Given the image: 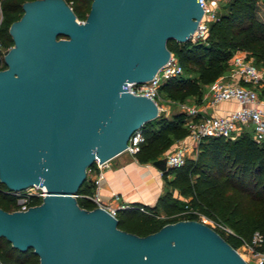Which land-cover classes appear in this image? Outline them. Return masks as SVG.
I'll use <instances>...</instances> for the list:
<instances>
[{
  "label": "water",
  "instance_id": "1",
  "mask_svg": "<svg viewBox=\"0 0 264 264\" xmlns=\"http://www.w3.org/2000/svg\"><path fill=\"white\" fill-rule=\"evenodd\" d=\"M23 9L0 69V181L47 194L24 211L0 207V236L32 248L38 264H249L200 220L138 235L76 197L96 159L122 153L159 115L154 99L126 85L153 77L170 58L169 39H190L199 1L91 0L82 21L66 0H27ZM152 164L169 167L165 156Z\"/></svg>",
  "mask_w": 264,
  "mask_h": 264
},
{
  "label": "trees",
  "instance_id": "2",
  "mask_svg": "<svg viewBox=\"0 0 264 264\" xmlns=\"http://www.w3.org/2000/svg\"><path fill=\"white\" fill-rule=\"evenodd\" d=\"M3 16L0 42L5 48L13 45L9 32L11 23L24 12L27 0H0ZM264 1V0H263ZM79 20H84L91 0H66ZM216 17L209 23L204 40L167 41V47L183 67V72L162 81L159 92L176 102L194 98L201 103L204 89L229 68V59L237 50L246 51L255 64L264 66V21L257 17L258 0H222ZM0 69L6 63L0 58ZM264 96V90L261 93ZM188 115L183 110L167 116L163 112L142 125L144 141L134 154L139 162L147 163L161 157L175 142L188 133ZM173 176L170 178L169 176ZM168 189L153 206L144 205L146 212L134 204L116 213L118 227L138 235L157 231L164 224L180 219H198L194 209L216 220L232 232L219 233L237 249L242 243L252 245L258 231L263 243L255 247L264 252V143H257L250 131L234 139L205 136L195 145V157H186L183 164L169 166L162 172ZM174 190L185 199L174 196ZM93 184L86 178L78 194H91ZM81 207L91 209L95 204L78 196ZM0 207L12 211L16 196L0 181ZM226 233V234H224ZM0 260L3 264H38L39 257L32 248L22 251L4 236H0ZM264 264V260L262 262Z\"/></svg>",
  "mask_w": 264,
  "mask_h": 264
},
{
  "label": "built area",
  "instance_id": "3",
  "mask_svg": "<svg viewBox=\"0 0 264 264\" xmlns=\"http://www.w3.org/2000/svg\"><path fill=\"white\" fill-rule=\"evenodd\" d=\"M203 8V14L197 21V26L190 36L191 41L204 40L209 23L216 17L217 3L222 0H198ZM82 21V20H80ZM3 53L0 43V53ZM183 72V67L178 62L177 58L171 52L170 58L158 69L152 78L143 82H129L126 88L135 94L145 95L154 99L158 105L159 112L164 111V107L158 102L159 86L165 79L179 75ZM264 81V71L253 63L246 51L237 50L229 59L228 73L222 74L217 79L212 81L206 87L205 96L209 97L212 103L220 101H234L238 107L221 115H204L200 114L197 106H188L179 102L180 109L188 115L186 125L188 133L185 140L181 142L173 151L166 153L168 166H178L184 163L189 146L195 145L205 136H224L225 138L234 139L243 131L251 132L253 139L257 143H264V99L259 97L258 87ZM144 141V135L141 129L136 130L127 143L123 152L134 155L139 151L141 143ZM109 160L99 161L96 159L92 165L86 169V178L93 184V192L91 194H76L85 196L90 199L95 206H100L107 209L113 215L119 209L130 207L131 205L119 204L117 206L103 201L100 196L99 187L100 180L103 178V168ZM93 173L94 178L90 179L89 174ZM16 196V208L14 210L24 211L30 206L40 204L47 194V189L44 185H32L21 190H10ZM113 199L118 200L120 195L114 193ZM139 209L146 212L145 206L140 205ZM187 213H197L202 222L207 221V216L194 210L187 209ZM190 219V218H184ZM210 225L215 230L220 229L226 233L232 230L226 225L209 218ZM218 231V230H217ZM263 243L262 235L256 231L252 237V245L258 246ZM260 253L258 264H262L264 260V252Z\"/></svg>",
  "mask_w": 264,
  "mask_h": 264
},
{
  "label": "crops",
  "instance_id": "4",
  "mask_svg": "<svg viewBox=\"0 0 264 264\" xmlns=\"http://www.w3.org/2000/svg\"><path fill=\"white\" fill-rule=\"evenodd\" d=\"M260 3L264 4V1L258 0L257 7ZM225 73L227 74L228 70ZM205 93H203L201 103H195L200 114L221 115L238 107V104L234 101L212 103L210 98L205 96ZM164 110L168 113L167 108H164ZM184 140L185 137L175 140L171 147L163 152V155L173 151ZM187 157H195V147L192 145L189 146ZM169 177L172 178L173 176ZM89 178H94V174L90 173ZM167 189L168 187L162 178V172L156 166L151 162H139L134 155L122 152L111 158L107 165L104 166L99 192L103 201L115 206L138 203L153 206L159 196ZM173 192L174 196L185 199L178 194L177 190ZM114 193L120 195L118 200L112 198Z\"/></svg>",
  "mask_w": 264,
  "mask_h": 264
},
{
  "label": "rangeland",
  "instance_id": "5",
  "mask_svg": "<svg viewBox=\"0 0 264 264\" xmlns=\"http://www.w3.org/2000/svg\"><path fill=\"white\" fill-rule=\"evenodd\" d=\"M221 3L218 2L217 3V7H216V10L219 9V7L221 6L220 5ZM256 14H257V17L260 19V20H264V4L263 3H260L257 7V11H256ZM2 19H3V16H2V13H1V1H0V24L2 22ZM1 43V42H0ZM1 48L3 49V53L1 52L0 53V58H2L4 60V52L7 48H5L3 46V44L1 43ZM9 48V47H8ZM251 60L253 61L254 63V59L253 57H250ZM5 62V61H4ZM255 64V63H254ZM1 63H0V67H1ZM257 65L259 68H261L263 71H264V66L262 65H258V64H255ZM206 88L204 89V92H206ZM264 90V81L262 83V85H260V87H258V93H259V97L263 100L264 99V96L261 95L262 91ZM158 102L160 103V105H163L164 108H167L168 109V113L164 111H161L163 112L165 115L167 113V116L171 115L173 112L175 111H178V110H181L180 109V105H179V102H176V101H173L171 99H169L166 95L160 93L159 94V97H158ZM188 106H195V99L194 98H189L188 100L182 102ZM245 131H248V130H245ZM164 156L163 154L161 155V157ZM152 163V162H151ZM210 220L209 218H207V221L205 222L206 224H210L208 221ZM219 232V231H218ZM226 234V233H224ZM237 250L238 252L243 256V258L249 263V264H258V260L260 258V253L259 252H256L255 250V247H251V246H248L246 243H242L241 245H239L237 247Z\"/></svg>",
  "mask_w": 264,
  "mask_h": 264
}]
</instances>
